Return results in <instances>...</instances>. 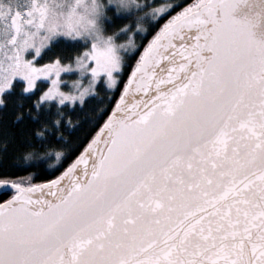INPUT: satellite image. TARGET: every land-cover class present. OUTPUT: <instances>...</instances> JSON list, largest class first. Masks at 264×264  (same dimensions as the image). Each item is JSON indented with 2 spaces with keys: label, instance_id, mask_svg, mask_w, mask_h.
<instances>
[{
  "label": "snow or ice",
  "instance_id": "snow-or-ice-1",
  "mask_svg": "<svg viewBox=\"0 0 264 264\" xmlns=\"http://www.w3.org/2000/svg\"><path fill=\"white\" fill-rule=\"evenodd\" d=\"M0 264H264V0H0Z\"/></svg>",
  "mask_w": 264,
  "mask_h": 264
},
{
  "label": "trees",
  "instance_id": "trees-1",
  "mask_svg": "<svg viewBox=\"0 0 264 264\" xmlns=\"http://www.w3.org/2000/svg\"><path fill=\"white\" fill-rule=\"evenodd\" d=\"M9 194H10V193H8V192L2 193V194L0 195V199H4V198H6L7 195H9Z\"/></svg>",
  "mask_w": 264,
  "mask_h": 264
},
{
  "label": "water",
  "instance_id": "water-1",
  "mask_svg": "<svg viewBox=\"0 0 264 264\" xmlns=\"http://www.w3.org/2000/svg\"><path fill=\"white\" fill-rule=\"evenodd\" d=\"M6 191H3V190H0V195L2 194V193H5Z\"/></svg>",
  "mask_w": 264,
  "mask_h": 264
}]
</instances>
